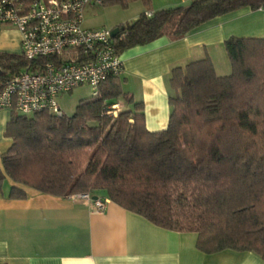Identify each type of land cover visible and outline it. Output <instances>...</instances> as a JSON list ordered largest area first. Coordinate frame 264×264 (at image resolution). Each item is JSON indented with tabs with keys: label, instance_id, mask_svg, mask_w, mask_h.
Segmentation results:
<instances>
[{
	"label": "trees",
	"instance_id": "trees-1",
	"mask_svg": "<svg viewBox=\"0 0 264 264\" xmlns=\"http://www.w3.org/2000/svg\"><path fill=\"white\" fill-rule=\"evenodd\" d=\"M139 1L138 16L115 26L117 53L163 35L180 38L240 8L264 11V0H190L153 12L151 0ZM224 49L229 74L218 75L208 56L171 69L162 130L146 128L142 103L123 90L120 75L105 79L71 115L13 110L0 193L9 178L14 199L26 196L25 187L101 195L157 226L195 232L203 253L251 251L264 261V36H230ZM27 65L19 54L0 52V83ZM119 99L132 107L113 114Z\"/></svg>",
	"mask_w": 264,
	"mask_h": 264
},
{
	"label": "crops",
	"instance_id": "crops-1",
	"mask_svg": "<svg viewBox=\"0 0 264 264\" xmlns=\"http://www.w3.org/2000/svg\"><path fill=\"white\" fill-rule=\"evenodd\" d=\"M183 3L186 0L153 2L148 11ZM95 8L86 6L84 13ZM262 12L240 8L213 18L180 38L163 35L118 53L123 65L122 88L134 102L142 103L149 131L167 126L171 69L208 56L217 73L216 57L228 61L224 40L241 35V28L256 29V14ZM20 51L18 29L10 24L0 25V52L20 55ZM223 66L225 62L218 75L227 73L228 68ZM116 105V113L132 107L123 99ZM12 113L13 109L0 108V154L11 146L5 129ZM12 184L9 178L4 179L0 193V264H264L251 251L203 253L196 248L195 232L157 226L109 199L99 211L74 196H56L28 187L24 198L14 199L8 196Z\"/></svg>",
	"mask_w": 264,
	"mask_h": 264
},
{
	"label": "built area",
	"instance_id": "built-area-1",
	"mask_svg": "<svg viewBox=\"0 0 264 264\" xmlns=\"http://www.w3.org/2000/svg\"><path fill=\"white\" fill-rule=\"evenodd\" d=\"M89 5L101 6L102 0H0V25L18 29L20 55L28 61L27 67L7 73L0 83V108L25 115H61L60 95L87 85L95 96L105 79L121 74L111 29L83 25ZM112 108L116 114L117 105ZM69 196L96 211L107 202L88 192Z\"/></svg>",
	"mask_w": 264,
	"mask_h": 264
},
{
	"label": "rangeland",
	"instance_id": "rangeland-1",
	"mask_svg": "<svg viewBox=\"0 0 264 264\" xmlns=\"http://www.w3.org/2000/svg\"><path fill=\"white\" fill-rule=\"evenodd\" d=\"M168 0H151V4L153 2L156 3H162L167 2ZM190 0H186L185 4H188ZM171 6V5H170ZM143 10V5L139 0L130 1L128 3L127 7H122L118 4H109L105 6H96L95 9L91 11H87L84 13V26L87 27H104L108 29H112L115 25L119 23L128 22L131 20H134L140 11ZM257 15V23H256V29L252 30L251 28H241L242 30L238 31V33H241V35H235V36H252V37H263L264 36V11L261 14ZM244 19L238 20L235 22V25L242 23ZM251 30V31H250ZM245 32V33H243ZM225 62L226 69L228 68L227 73H230V64L228 66V61L225 59H219L216 57L215 64L217 68V74L220 72L219 67L221 63ZM228 66V67H227ZM222 72V71H221ZM224 75V74H223ZM92 96V90L87 85H81L78 87L73 88L72 91L69 93H64L61 97H59L58 103L60 104V108L66 115H71L77 104L85 99H88ZM84 162V161H83ZM26 188V187H25Z\"/></svg>",
	"mask_w": 264,
	"mask_h": 264
},
{
	"label": "water",
	"instance_id": "water-1",
	"mask_svg": "<svg viewBox=\"0 0 264 264\" xmlns=\"http://www.w3.org/2000/svg\"><path fill=\"white\" fill-rule=\"evenodd\" d=\"M119 32V28L118 27H113L111 29V36L114 37L117 33ZM97 195H93L92 198L95 199L97 198Z\"/></svg>",
	"mask_w": 264,
	"mask_h": 264
}]
</instances>
